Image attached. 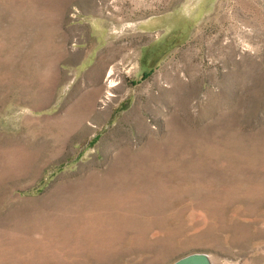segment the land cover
I'll return each instance as SVG.
<instances>
[{
    "label": "rangeland",
    "instance_id": "obj_1",
    "mask_svg": "<svg viewBox=\"0 0 264 264\" xmlns=\"http://www.w3.org/2000/svg\"><path fill=\"white\" fill-rule=\"evenodd\" d=\"M197 252L264 264V0H0V264Z\"/></svg>",
    "mask_w": 264,
    "mask_h": 264
},
{
    "label": "water",
    "instance_id": "obj_2",
    "mask_svg": "<svg viewBox=\"0 0 264 264\" xmlns=\"http://www.w3.org/2000/svg\"><path fill=\"white\" fill-rule=\"evenodd\" d=\"M172 264H213L211 258L205 253L188 254Z\"/></svg>",
    "mask_w": 264,
    "mask_h": 264
},
{
    "label": "bare ground",
    "instance_id": "obj_3",
    "mask_svg": "<svg viewBox=\"0 0 264 264\" xmlns=\"http://www.w3.org/2000/svg\"><path fill=\"white\" fill-rule=\"evenodd\" d=\"M112 60H114L113 59V55L110 53L109 55H107L106 57H104L102 60H100V64L101 65H103V66H106V65H108V64H110V63H112ZM113 72H114V68H111L110 69V73H109V75H108V79L110 80V82H109V87L110 88H113V87H115L117 84L115 83V77L113 76L114 74H113ZM109 90V89H108ZM110 95V94H109ZM111 96V95H110ZM120 185V184H119Z\"/></svg>",
    "mask_w": 264,
    "mask_h": 264
},
{
    "label": "crops",
    "instance_id": "obj_4",
    "mask_svg": "<svg viewBox=\"0 0 264 264\" xmlns=\"http://www.w3.org/2000/svg\"><path fill=\"white\" fill-rule=\"evenodd\" d=\"M149 24L150 25H154L155 24V21H153V22L150 21Z\"/></svg>",
    "mask_w": 264,
    "mask_h": 264
}]
</instances>
